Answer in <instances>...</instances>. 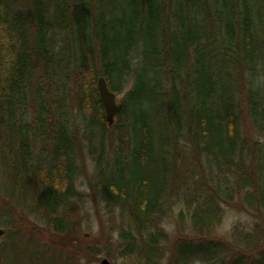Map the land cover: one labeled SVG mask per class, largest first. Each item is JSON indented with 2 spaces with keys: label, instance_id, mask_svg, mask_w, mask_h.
<instances>
[{
  "label": "trees",
  "instance_id": "1",
  "mask_svg": "<svg viewBox=\"0 0 264 264\" xmlns=\"http://www.w3.org/2000/svg\"><path fill=\"white\" fill-rule=\"evenodd\" d=\"M64 3L73 9L68 20L59 2L54 15L61 27L72 28L75 71L86 74H80L82 120L96 132L101 147L106 131L117 128L119 145L112 161H101L103 149L97 157L96 176L106 198L137 226L171 213L175 202L188 206L199 241L178 240L173 264H264L261 227L238 234L234 244L242 249L228 261L221 258L227 252L221 242L203 237L220 221L221 203L231 198L233 183L249 187L243 202L264 216V140L249 142L238 114V93L243 90L250 123L264 138V0ZM14 7L15 0H0V120L10 124V172L19 184H27L31 171L43 173L37 187L43 204L55 214L56 188L71 182L69 135L61 125L51 153L32 157L29 130L44 135L52 107L38 98L37 117L31 122L24 98L31 94L35 51L46 49L45 35L57 19L51 18L43 0H32L26 14ZM100 75L112 91L123 95L111 126L96 88ZM182 153L197 155L199 164L186 166L184 173ZM172 197L177 200L168 202ZM179 217L184 218L182 211ZM56 222V231H61ZM159 236L160 231L148 233L147 246L140 251L150 262L159 256Z\"/></svg>",
  "mask_w": 264,
  "mask_h": 264
},
{
  "label": "rangeland",
  "instance_id": "2",
  "mask_svg": "<svg viewBox=\"0 0 264 264\" xmlns=\"http://www.w3.org/2000/svg\"><path fill=\"white\" fill-rule=\"evenodd\" d=\"M31 1L15 0L14 8L26 14ZM43 1L51 18L57 20L52 22V28L45 35L46 49L35 51L38 63L30 78L31 94L27 93L24 99L28 103V119L31 122L37 117L38 98L51 105V121L44 135L36 129L29 130L30 152L34 158L38 153L50 154L57 129L65 125L71 153V182L64 181V189L56 188L59 198L53 214L43 204L37 187L38 181L44 178L43 173L29 172L26 179L28 187L24 181L19 184L10 172L13 163L12 149L9 147L10 124L6 118L0 120V227L5 229V233L0 236V245L7 242L1 248L0 261L2 264H100L101 258L106 257L112 264H173V251L178 240L199 241L191 228L188 206L175 202L177 199L174 197L171 200L167 198L168 202H175L171 206V213L157 214L149 218L147 224L137 226L118 204L106 198L102 183L96 176L97 157L103 149L105 154L101 161H112L119 145L117 128L106 131L101 147L96 132L82 120L79 112L82 94L80 77L86 74L75 71L72 28H66V24L61 27L59 17L54 15L58 2L63 7V19L68 20V14L73 9L68 3L63 5L64 0ZM238 96L241 133L249 142L263 141V136L250 123L243 90H239ZM122 97V94L117 95L119 101ZM14 145L18 147L16 140ZM183 156L180 163L183 172L186 166L199 164L197 155ZM58 162L62 167L66 165L63 158ZM199 176L200 173H197L196 177ZM227 179L234 182L231 176ZM244 186L239 188L232 184L234 189L231 198L221 203L223 213L220 221L203 236L221 242L227 249L221 255L224 261L242 249H237L234 244L242 232H252L257 227L264 230V216L243 202V195L249 189ZM181 211L183 219L179 217ZM57 220L61 231H56L53 225ZM156 231H160L157 241L159 256L152 257L153 261L150 262L140 251L147 246L148 233ZM194 264L206 263L196 261ZM213 264L220 263L217 261Z\"/></svg>",
  "mask_w": 264,
  "mask_h": 264
},
{
  "label": "water",
  "instance_id": "3",
  "mask_svg": "<svg viewBox=\"0 0 264 264\" xmlns=\"http://www.w3.org/2000/svg\"><path fill=\"white\" fill-rule=\"evenodd\" d=\"M96 87L100 102L105 113V120L110 126L113 124L116 115L120 112L122 105L120 102L117 101L116 93L108 87L107 81L104 76L100 75L97 77ZM4 232V228L0 227V236H2ZM100 264L112 263L108 258L103 257L100 260Z\"/></svg>",
  "mask_w": 264,
  "mask_h": 264
}]
</instances>
